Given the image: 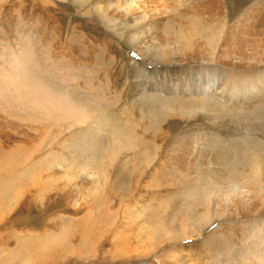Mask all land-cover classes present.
Returning a JSON list of instances; mask_svg holds the SVG:
<instances>
[{
  "label": "rangeland",
  "instance_id": "rangeland-1",
  "mask_svg": "<svg viewBox=\"0 0 264 264\" xmlns=\"http://www.w3.org/2000/svg\"><path fill=\"white\" fill-rule=\"evenodd\" d=\"M212 2L138 0L134 23L115 0H0V181L14 167L21 173L24 159L44 160L40 179L0 186L18 193L7 204L0 193V264H264V170L232 175L221 161L226 151L240 161L250 139L264 145V125L248 135L230 115L166 116L148 100L175 95L153 88L149 72L187 67L151 64L183 53L180 30L194 53L218 54L225 33L235 52L243 35L242 54H264V21L257 35L242 33L254 31L264 0ZM263 58L253 73L264 71ZM262 100L251 105L264 118ZM99 116L119 124L95 125ZM246 180L254 195L242 198L235 190H248Z\"/></svg>",
  "mask_w": 264,
  "mask_h": 264
},
{
  "label": "bare ground",
  "instance_id": "bare-ground-1",
  "mask_svg": "<svg viewBox=\"0 0 264 264\" xmlns=\"http://www.w3.org/2000/svg\"><path fill=\"white\" fill-rule=\"evenodd\" d=\"M115 1H116L118 6L126 8L125 9L126 10L125 17L127 16L130 19L135 17V18L132 19V21L134 23H136V19L137 18H136V14H132L133 12L131 13V10H134V9L137 8L138 9L137 15L140 14V13H141V15L143 14L142 10H140V8L138 6L139 4H141V3H138V0H124L123 3L121 2L122 5L119 4L120 0H115ZM212 1L213 0H210V4H211ZM213 4L214 3L212 2L211 5L213 6ZM141 5L143 6V4H141ZM256 7H258V6H256ZM207 8H211V7L208 6V7H206V9ZM127 9H129V10H127ZM118 11H119V9H118ZM153 14H154V12L152 13V15ZM143 17H144V15H143ZM144 19H145V17H144ZM263 21H264V13L262 12V10H260V11L258 10L256 15L254 16V22H253V24L255 26L254 27V31L253 32H245L244 30H242V33H244V35H246V36H249V35L252 36L253 34L257 35L255 33L256 32L255 28H257L259 24L263 23ZM157 22H159V21H157ZM200 23L201 22H199V24ZM177 34H179L178 38H180L181 44L183 46V48L179 49V50L183 51V53L182 54H178V52H174V54H168V53L167 54H162V53H164V51H163L161 53L162 55L160 57H158L157 59L153 60L154 62L151 63V64H158V65H166V64H168L169 66H171L172 64L188 63V65H186L187 67H185V68H176V69H173V68L172 69H167L166 68V69H164L162 71H156L157 73L152 72V71L149 72L150 74H152L149 78L153 82L152 83L153 84V88H157V91H158V90H160V87L162 89V87L166 86L167 90L170 93H174L175 94L170 99H163V98L158 97L157 95H152V96H150L148 98V100L151 103L160 105L159 108H157V109H159L160 113L163 112V113L166 114V116H171L172 114H174L173 112H175L174 116L176 114L180 115V116H182V115L184 116V115H188V114H193V113L198 112L200 110V111L214 112V113L217 114V117L219 115H221V114H226V115H230L234 119V121H235L234 123L238 124L240 126V128H242L243 132L245 131L248 135H249L250 131L251 132L253 131L251 129L254 128L253 127L254 123L259 122V124L264 125V120H263L264 118L262 117V112L260 114L259 113V109H254V106H252L253 103H255V102L263 101L262 99L264 98V71H259V72H256V73L252 72V70H254V71L258 70V64L263 62L262 58L264 57V54H260L258 52V53H256V55H250L251 51H250V54H248L247 52L242 54L243 51H246V50L250 49L249 45L245 42L246 39L243 37V35L240 36L237 40H235L236 47L242 49L243 51H241V53H240V50H239V53L235 52L233 50L234 48L231 47V45H230L234 41L232 40V38L229 37V35H225V33H223V35L221 36L222 39L219 41V43H221V48L218 50V54H216V52H214V51L213 52H210V51L208 52V51H206V49H205V51H206L205 53H203V52L200 53V54L199 53H194L193 52L194 50L193 51L190 50L191 49V45H190V41L191 40L185 38L183 36L181 30H180V33H177ZM239 34H240V32H239ZM247 39H248V37H247ZM252 39H255V38H252ZM213 41L217 42V33L212 34L211 36H208L207 39H205V43H209V42H213ZM233 45H234V43H233ZM253 46H255L256 49H259V47H260V50L262 49V46H258L257 43L253 44ZM216 62H218V64H216ZM159 77L162 78V79H160L161 81L158 80ZM163 77H165L168 81L164 82V78ZM21 80H22V78H21ZM162 80H163L164 83L162 82ZM166 83H167V85H166ZM195 83H200V85H197ZM41 86H42V84H41ZM45 86H47V85H45ZM177 89L179 90L178 92L176 91ZM42 93H43V91H42ZM48 93H50V91ZM217 94H221L222 95L221 97H223V95L226 96L228 98V100L233 103L234 107L226 106L225 103H222V101L221 102L217 101L216 97L212 98L213 96H216ZM48 95H50V94H48ZM46 97L48 98V96H46ZM176 97H179V98H176ZM164 98H166V97H164ZM58 103H60V102H58ZM70 103H72V101H70ZM246 104H248L249 108H245ZM71 107H74L73 104H72ZM152 107L154 108V106H152ZM77 108H78V110L76 108H72V109H76V112H75L76 116L78 118L79 117H83L86 114L85 111H82L84 108L83 107L82 108L81 107H77ZM255 108H258V107H255ZM175 109H177V110L175 111ZM164 115L162 116V115L159 114V117H160L161 121L166 117ZM101 118H102L101 116H99V118L97 117L95 125H100L101 124L102 127L103 126L104 127L118 126L117 125L118 122L115 123V122L111 121L108 118L112 122V123H110V122L106 121L107 117H106V120L105 119H101ZM219 118H220V116H219ZM151 120H153V119H151ZM104 121H106V122L103 125ZM93 122H94V120H93ZM102 127H99L97 129L98 133H101V131L104 128V127L103 128ZM127 130H129V129H127ZM120 131H124V129H120L119 132ZM257 131L258 130H256V132ZM103 133L105 134V131ZM100 136H101L100 134L97 135V138L92 142L93 148H95V147L98 148L97 146L99 144L102 145L101 140L103 141V138H101ZM106 139H107V137H106ZM199 140H201V139H199ZM204 140L209 141V139H205V137H204ZM238 140L239 139H237V141ZM241 140L242 141H246L244 139H241ZM253 141H254L253 139H250L251 143L248 141L250 143V144L249 143L248 144L251 145V149L249 150L250 147L248 148V146L246 148H244V150H247V148H248V150L245 153L246 156H242V159L240 161L238 159H236L237 158L236 155H235L236 151H231V152H229L230 154L228 153L229 154L228 155L227 151L225 149V151H226L225 158L222 159L221 161H223V164L225 165V167H227L229 165V167L226 168L227 170H229V172H230L229 174L239 176L240 172L242 170V166H244V167L247 166L248 167L249 165H252L254 167H253V170L251 172V176L259 178L260 173L263 172V170H264L263 167L261 168V165L264 166V145L261 144V146H259V143H261V142L258 141L259 143L258 142L255 143ZM212 142H213V140H212ZM187 143H189V142H187ZM196 143L198 144V142H196ZM191 145H195V143L194 144L192 143ZM191 147H189V148H191ZM189 148H186L184 146L181 150H187L188 151ZM236 148H237V146H234V149H236ZM0 149H1V147H0ZM144 149H146V148H144ZM232 149H233V147H232ZM5 152H7V151H5ZM198 152H201V153H199V154H201V156L204 155V152H202V151H198ZM250 152L253 154V155H251L252 157L248 156V154ZM143 153H145V152H143ZM4 155H6V154H2V156H4ZM9 155H10V153H9ZM232 156H235V157H233L235 159H230L229 160L228 158L232 157ZM5 157H7V156H5ZM8 158H9V160H12L13 159L12 154H11V156H8L7 159ZM218 158H219V156H218ZM217 160H219V159H217ZM2 163H3V161H2ZM1 164H0V166H1ZM20 164H23V165L25 164V166H24L23 170L21 171V173H20V171H18V169H16V167H14V168L12 167L13 169L11 170V173L8 176L5 175L6 176L5 179L0 181V186L1 187L5 186V187H7V189L9 187L10 188L13 187V190H16L17 189V185L19 183V180L23 176H25V177L31 176V177H35L36 178L37 175L39 174V173L37 174V171H38L37 168H39V166L41 164H44V160L37 159L36 161H34L31 164L27 165V160L25 161V159H24V161L21 162ZM20 164H19V166H20ZM53 166H51V167H53ZM1 167H3V166H1ZM41 167H42V165H41ZM3 170L7 171L8 169L6 168V169H3ZM50 170H52V169H50ZM4 173H6V172H4ZM249 176H250V174H249ZM40 177H41V174H39L38 179H40ZM94 177L95 176L91 175L92 180L96 179ZM34 180L35 179H33V182H34ZM197 182H199V181L197 180ZM244 182L245 183L247 182L245 184V185H247V187L250 186L249 185L250 181L246 180ZM196 184L198 186V183H196ZM242 185L244 187V184H242ZM251 188H252V186L250 188L248 187V190H246L247 189L246 188L244 190H242V189L241 190H235V192L240 194L242 196V198H244V197L247 198L249 195H251L250 197H252V195H254V194H252L253 191L250 190ZM3 189H5V188H3ZM7 189L0 190L1 194H3V195L7 194V195H5V196H7V198L4 200L3 204L9 203L12 200V196L13 195L16 196L18 194V193H15V192L11 194L10 193L11 190H7ZM230 198H231L230 196L222 197V198H220L219 202H223V203H224V201L227 202V201L230 200ZM15 200H16V198H15ZM0 205H1V202H0ZM219 208H220V211L218 212V210H217V216L218 215L222 216L221 212L223 211V208H221V207H219Z\"/></svg>",
  "mask_w": 264,
  "mask_h": 264
}]
</instances>
